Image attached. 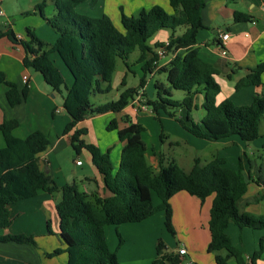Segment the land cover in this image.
I'll return each instance as SVG.
<instances>
[{
  "label": "trees",
  "instance_id": "16d2710c",
  "mask_svg": "<svg viewBox=\"0 0 264 264\" xmlns=\"http://www.w3.org/2000/svg\"><path fill=\"white\" fill-rule=\"evenodd\" d=\"M50 1L54 3L55 13L47 17L44 11ZM83 2L85 0H42L32 12L26 13L38 14L57 34L52 46L40 41L29 29L26 30L28 41L17 40L10 31L0 32V39L6 37L22 46L26 68L38 72L53 92L61 94L66 91L63 108L70 122L63 134L72 132L70 143L76 153L84 149L90 154L93 165L103 176L105 189L111 194L108 198L90 200L74 184L60 189L62 198L55 211L59 220L58 235L65 244L63 252L67 256V264H119L116 252L108 247L105 228L140 223L157 213L163 214L167 232L175 235L170 200L181 192L201 201L212 198L207 223L210 235L207 251L214 255L215 264H227L231 259L236 264H245L242 253L232 246L225 230L233 224L240 229L264 232V213L241 210V201L253 176L254 181L261 185V190L252 202L264 201V162L255 172L250 167L244 174L241 158L237 168L231 169L224 158L216 156L205 165L195 159L191 170L185 172L176 162H165L160 156L159 167L155 171L145 158L146 146L141 138L144 128L124 115L120 118L126 125L124 128L118 129L115 119L106 127L108 131L115 130L119 142L123 143L119 166L114 172L109 151L102 153L95 145L85 143L80 138L87 134V130L75 127L91 117L120 114L133 101L138 94L136 88L125 89L117 101L102 105L93 104L90 97L92 94L110 93L117 60L120 59L129 69L128 57L136 49L139 51L137 62L142 65L143 73L139 87L145 85L146 77L154 71L165 75L166 85L159 81L154 84L156 98L144 101L151 114L158 116V112L163 110L171 115L168 109L190 112L193 108L197 109L199 96L203 98L200 104L203 117L199 122H193L189 113L185 122L178 120L182 128L197 139L216 142L236 137L248 144L258 140L264 121V94H254L249 105H235L229 99L217 103L220 85L216 77L219 72L202 61L194 47L197 34L204 28L201 12L205 0H168L171 13L159 6L141 10L136 17L121 13L122 30L115 28L106 16L90 18L77 14L75 8ZM234 20L240 22L247 17L235 13ZM178 29L183 30L181 35H177ZM162 30L169 31L167 53H178L167 66L155 69L158 55L154 49L164 47V43L150 47L149 41ZM51 54L58 55L71 74L69 86L50 60ZM263 73L264 61L238 81L235 89L261 85ZM0 84L6 87L5 98L10 107L26 99L27 85L19 90L15 83L6 80L3 72H0ZM124 85L123 78L121 86ZM173 91H182L184 98L172 100ZM18 127L17 120H4L0 124L4 140V146L0 148V230L11 225L10 205L33 198L40 191L53 194L59 190L39 164L38 156L49 146L47 137L40 131H34L24 139L15 138L13 131ZM153 197L159 201L157 205L153 203ZM47 231L51 233L49 222ZM118 238L121 244L119 235ZM9 242L35 246L32 237L0 235V243ZM164 250V243L158 240L152 264H179L178 252L164 253ZM263 253L264 235L249 264H253Z\"/></svg>",
  "mask_w": 264,
  "mask_h": 264
},
{
  "label": "crops",
  "instance_id": "0c3cea01",
  "mask_svg": "<svg viewBox=\"0 0 264 264\" xmlns=\"http://www.w3.org/2000/svg\"><path fill=\"white\" fill-rule=\"evenodd\" d=\"M37 4L38 0H0V32L10 31L15 37H19V41H28L26 30L29 29L46 45H54L58 36L48 31L47 24L42 18L24 16ZM263 4L264 0H205V6L201 12L204 28L197 34L194 47L198 51L199 58L211 64L219 72L216 81L220 85V93L216 101L219 96L225 94L226 99L238 98L240 105H249L254 94H264V73L261 75V85L235 89L238 81L248 75L258 63L264 61ZM171 12L170 8V12L167 13ZM50 13L48 17L52 15ZM235 13L243 14L247 20L236 22ZM138 14L132 16L136 17ZM221 32L229 34L226 44H222ZM168 37L169 31L162 30L149 41V45L153 47L156 43H165ZM154 51L157 52L158 49ZM177 53L168 52L158 57L155 69L167 66ZM24 58L25 51L21 45L11 42L6 37L0 39V72L4 73L7 81L15 83L19 90L25 85L28 87L26 99L21 104L10 107L5 98L6 87L0 84V124L4 120H17L19 127L13 131V136L18 139H24L34 131H40L47 137L49 146L38 156L39 164L41 169L51 176L59 190L53 194L40 191L33 198L10 205L12 222L8 228L0 230V235L32 237L35 246L13 242L0 243V264H67V256L63 252L65 244L58 235L59 220L55 211V206L62 198L60 189L65 185L74 184L77 190L90 200L108 198L111 194L105 189L103 176L93 165L91 156L86 150L82 149L81 153H77V158L69 165L58 160L60 154L65 153L67 157H72L73 152L70 143L72 132L63 134L65 126L70 122L63 108L66 91L63 90L61 94L53 92L38 72L24 66ZM49 58L69 86L72 76L58 55L51 54ZM157 81L166 85L161 76L154 71L148 74L143 87H135L143 102L147 99L149 86L152 84L154 87ZM243 90L247 96L244 99L237 97ZM124 115L139 124L138 119L150 116L151 112L149 108L140 109L133 106L131 102L120 114L106 113L95 117L105 118L102 121V128L106 129V123L115 119L118 129H122L126 126L120 120ZM95 117L78 123L75 129H86V135H88L94 128L92 122ZM202 117L200 116L197 122ZM106 132L109 133L103 132L102 143L95 145L102 153L109 151L113 171L116 172L123 143L115 138L112 133L115 132L117 137L115 130L106 129ZM85 136L80 139L91 144L92 142L87 141ZM3 146L4 140L0 133V148ZM83 151L86 153H82ZM80 154L84 156L83 161L78 160ZM160 156L162 155L156 150L148 151L146 147L145 158L153 169H158ZM77 161L81 164L76 165ZM243 166L244 174H246L250 167L253 172L255 163L248 162L247 167L245 164ZM253 178L249 181L247 192L241 201V210L263 214L264 201L252 202V198L261 190V185L257 184ZM154 198L156 197H153V203L157 205L159 201L156 204ZM170 205L173 229L178 227L186 229L188 231L186 239L182 243L177 240L173 247L174 242L168 240L162 213H157L140 223L122 224L114 226L113 229L106 227L108 247L116 252L119 264H152L158 240L164 243L166 252L177 253L179 248L185 249V254L179 256V264H215L214 255L207 251L210 241L207 226L210 208L208 201H201L181 192L171 198ZM204 205L207 212L202 216L200 208ZM195 207H198V210L191 209ZM156 215L157 219L154 217ZM48 222L51 233L47 231ZM225 234L232 246L242 253L245 264H249L264 232L258 229H240L229 224ZM118 235L122 239L121 244H119ZM227 264H236V262L231 259ZM253 264H264V253L255 259Z\"/></svg>",
  "mask_w": 264,
  "mask_h": 264
},
{
  "label": "rangeland",
  "instance_id": "374dc122",
  "mask_svg": "<svg viewBox=\"0 0 264 264\" xmlns=\"http://www.w3.org/2000/svg\"><path fill=\"white\" fill-rule=\"evenodd\" d=\"M38 3H40V0H38ZM152 6H159L166 12H170L167 0H85V2L75 8V12L90 18H100L102 16H106L111 20L115 28L122 30L120 22L121 13H123L125 16H132L138 14L140 10H149ZM32 11L33 8L26 13H30ZM44 12L47 17L49 16L48 14L50 12V14H52L50 17L53 16L55 13L54 3L51 1L48 2ZM26 13L24 16L40 17L38 14L26 15ZM46 26L47 29H49L48 31L55 33L48 25ZM182 32V29H178L177 34L181 35ZM138 56V49L129 55L127 61L129 69L125 67L120 59L117 60L116 69L113 73V78L110 84V93L103 95L92 94L90 100L93 104L102 105L107 102L117 101L123 90L139 86V82L143 76V73L141 72L142 65L138 64L137 62ZM159 75L163 81H165V76L163 74ZM123 78L125 80V85L122 87L121 81ZM146 96L147 99L156 98V90L152 84L149 86ZM225 96V94L219 96L217 103H220L222 100L226 99ZM246 96L247 94L243 90L237 97H242L244 99ZM183 98L184 93L182 91H173L172 100L180 101ZM231 100L235 103V105H240L238 98H233ZM202 101L203 98L200 96L197 99V109L193 108L190 112H187L185 109H168L170 111L169 113H172L171 116L167 112L160 110L158 112V116L151 114L150 116L138 119L139 124L144 128L141 133V137L143 142L146 144L148 151H151L152 149L156 150V152L163 156L165 162L174 161L185 172H189L191 170L195 159H198L202 165H205L216 156L224 158L226 165L231 169L237 168L239 158L242 159L243 164H245L246 167L248 162L255 163L253 168L255 172L260 164L264 162V121L260 126V138L250 144L241 143L236 137H231L216 142L200 140L193 137L185 129H183L178 120L180 119L181 121L185 122L186 115L189 113V116L192 118L193 122H197L198 118L203 116V111L200 108ZM94 119V121L92 120V125L94 128L88 133V135L85 136V139L92 142L91 144L93 145H100L103 140V132H109H106L105 127L102 128V121L105 118L95 117ZM108 123L106 124L108 125ZM112 133L114 134L115 138H117L115 132ZM82 153L86 152L83 151ZM76 154L77 153L73 149L72 157H67L65 153H62L59 155L58 160L69 165L74 159L77 158ZM78 160H84L83 154L78 156ZM154 170L156 171V168H154ZM211 200V197L206 198V201H208V206L211 205ZM154 202L157 204L158 200L154 198ZM191 209L198 210V207ZM200 209L202 216L205 215L207 212L205 205L201 206ZM154 217L157 219V215ZM108 228L113 229L115 227L109 226ZM174 232L175 235H171L167 232L168 240L174 242L173 247L178 242L177 240L182 243L188 234V231L183 227H178V229H175Z\"/></svg>",
  "mask_w": 264,
  "mask_h": 264
},
{
  "label": "built area",
  "instance_id": "2783aa9c",
  "mask_svg": "<svg viewBox=\"0 0 264 264\" xmlns=\"http://www.w3.org/2000/svg\"><path fill=\"white\" fill-rule=\"evenodd\" d=\"M262 7H263V11H264V4H263ZM0 14H1V12H0ZM220 38H221L222 44H226L227 41H228V39H229V34H228V33L221 32V33H220ZM16 39L19 40V37H16ZM167 46H168V42L166 41V42L164 43V47L158 49V51H157V55H158V57H162V56H164V55L167 53V50H166ZM24 81L26 82V78H24ZM132 105L135 106V107H137V108H140V109L148 108V107L145 105V103L141 100V96H140L139 93H138V94L135 96V98L133 99V101H132ZM80 164H81L80 161H77V162H76V165H80ZM185 252H186V251H185V249H183V248H181V249L179 248V249H178V254H179V255H184Z\"/></svg>",
  "mask_w": 264,
  "mask_h": 264
},
{
  "label": "water",
  "instance_id": "95a60500",
  "mask_svg": "<svg viewBox=\"0 0 264 264\" xmlns=\"http://www.w3.org/2000/svg\"><path fill=\"white\" fill-rule=\"evenodd\" d=\"M246 144H248L247 142H246ZM46 173H47V171H46ZM166 251H164V253H165Z\"/></svg>",
  "mask_w": 264,
  "mask_h": 264
}]
</instances>
